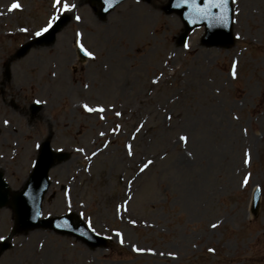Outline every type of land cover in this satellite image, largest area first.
I'll return each mask as SVG.
<instances>
[{"label":"rangeland","instance_id":"374dc122","mask_svg":"<svg viewBox=\"0 0 264 264\" xmlns=\"http://www.w3.org/2000/svg\"><path fill=\"white\" fill-rule=\"evenodd\" d=\"M65 2L75 8L55 41L16 58L62 13L53 0H0V169L20 189L48 138L68 156L49 172L42 215L75 212L109 243L91 249L43 228L11 234V207H0V243L10 242L0 264H264V0L233 3L229 48L202 45L203 27L185 48L167 0H124L104 18L88 0ZM12 3L21 7L9 12ZM77 39L94 59L77 56Z\"/></svg>","mask_w":264,"mask_h":264},{"label":"water","instance_id":"95a60500","mask_svg":"<svg viewBox=\"0 0 264 264\" xmlns=\"http://www.w3.org/2000/svg\"><path fill=\"white\" fill-rule=\"evenodd\" d=\"M103 2L104 0H98ZM118 2V0H116ZM115 2V3H116ZM113 6V5H112ZM111 6V7H112ZM110 7V8H111ZM109 8V9H110ZM228 19L224 24H218L213 22H206L200 20L196 23H190L184 17L185 29L180 36L181 40H184L188 31H190L195 25H200L204 23L206 25V36L205 43L207 45H221L229 47L233 43V37L231 33V16H232V7L230 5V0L228 3ZM170 4L166 6V11H171ZM181 15L185 12V8L176 9ZM105 9L101 11L103 15ZM66 22V18H61L56 25L49 31L46 36H43L41 39L35 42H42V40L50 42L54 39V33L60 29V27ZM211 24V26H210ZM48 37V38H47ZM31 44H26L24 49L26 50ZM66 155L62 153H53L49 148V142L45 141L42 143L39 155L37 157L36 163L34 165L33 171L31 172L28 181L26 182L22 191L14 194L11 198V205L13 207L14 218H15V230L20 231L22 229L33 228L36 226L44 227H53L61 233H69L76 236L78 239L86 242L91 247L104 246L106 238L98 236L91 231L80 221L78 220L76 227L71 225L70 220L74 216L64 215L62 217H55L50 219L38 220L40 215L41 200L43 194L46 191L49 181L47 177L48 169L54 164L55 160L63 159ZM9 189L2 179V173L0 172V206L8 204L7 193ZM27 193V195H24ZM255 197H258V194H255ZM61 221V222H60ZM60 222L59 224H57ZM8 246L7 243H3L0 252Z\"/></svg>","mask_w":264,"mask_h":264},{"label":"snow or ice","instance_id":"6c2138e0","mask_svg":"<svg viewBox=\"0 0 264 264\" xmlns=\"http://www.w3.org/2000/svg\"><path fill=\"white\" fill-rule=\"evenodd\" d=\"M138 2H139V0H138ZM228 3H229V0H174L173 7H175V8H181V7L186 8L187 11H185L183 13V15H184V18L186 20H189L190 23H196V22H199L200 20H204L206 22L224 24L228 19V15H227V13L229 11ZM232 3H236V0H232ZM112 4H113V0H104L105 11H107L112 6ZM20 7H21V5L19 3H12L11 6L8 8V11L11 12L15 9H19ZM52 8L54 10H56L57 12H60V13L71 12L75 8V5L74 4L70 5L69 3L65 2V0H53ZM75 18L77 21L80 20L79 16H76ZM58 19H59L58 15H52L51 19L48 20L47 25L45 27H43L39 32H36L35 35L40 36V35H42V33L47 32ZM210 26H211V24H210ZM21 30L26 31V29H21ZM76 36L79 38L81 36V33H76ZM76 44H77V47L81 48V51H84V54L86 56H89L93 59L95 58L92 53L84 50L83 46L80 44L79 39H77ZM184 47L185 48L188 47V44L186 42L184 43ZM236 64H237V62L234 61L233 65H232L231 77L233 80L237 79ZM152 83H157V80H153ZM84 87L87 88L88 85L85 84ZM35 102L37 104H39L42 101L37 100ZM83 107L87 112H90V113L91 112L104 113L106 111V109L104 107L93 108V107H89L88 105H84ZM115 115L117 117H119L122 115V113L117 111V112H115ZM233 118L238 119V117H235V116ZM100 119L103 120L104 116L101 115ZM168 119L171 120V117H168ZM4 123H5V125H7L8 121H5ZM142 127H143V124H141L136 129V132L139 133ZM119 128H120V125H117L116 129H114V130H118ZM246 132H247V130L245 129V133ZM100 135L103 136L104 132H101ZM133 139H135L134 136H133ZM179 140L186 145L188 142V137L186 135H181L179 137ZM105 146H107V145H105ZM125 147L127 149V155L129 157H132L133 156L132 145H130V144L125 145ZM77 151L82 152L83 149H77ZM92 155H96V153L94 152ZM186 155L189 158H194L193 154L191 152H187ZM250 160H251V155L249 152L246 151L244 153L243 164L245 166H248L250 164ZM152 164H153V161L151 159L147 160L139 168L140 173L145 172V170L148 169L149 166ZM250 177H251V173L244 176L243 186H247ZM257 190H259V189H257ZM24 195H27V193H24ZM69 207H70V204H69ZM121 207L122 206H119L117 208L118 212L120 211ZM133 223H135V221H133ZM217 226L218 225H216V224L212 225L213 228H216ZM115 235L117 237H121L120 243L123 244L124 240L122 238V234L117 231L115 233ZM0 239H3V237H0ZM132 251L133 252H143V251H145V249L137 248L136 245H132ZM148 251H151V250H148ZM209 251L210 252L214 251V249H209ZM161 255H163V253H161Z\"/></svg>","mask_w":264,"mask_h":264}]
</instances>
